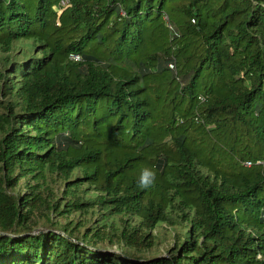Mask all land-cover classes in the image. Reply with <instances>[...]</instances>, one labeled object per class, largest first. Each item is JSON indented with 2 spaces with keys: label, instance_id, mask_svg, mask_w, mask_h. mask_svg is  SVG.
I'll return each mask as SVG.
<instances>
[{
  "label": "trees",
  "instance_id": "1",
  "mask_svg": "<svg viewBox=\"0 0 264 264\" xmlns=\"http://www.w3.org/2000/svg\"><path fill=\"white\" fill-rule=\"evenodd\" d=\"M69 1L0 0V264H264V0Z\"/></svg>",
  "mask_w": 264,
  "mask_h": 264
},
{
  "label": "rangeland",
  "instance_id": "2",
  "mask_svg": "<svg viewBox=\"0 0 264 264\" xmlns=\"http://www.w3.org/2000/svg\"><path fill=\"white\" fill-rule=\"evenodd\" d=\"M246 168H250L251 164L248 162L244 163ZM23 187V181H20V188ZM152 235L157 236V247L155 248L154 252L148 254L150 256L153 255H166L167 250L170 247H173V242L176 239L177 233L175 230H168L164 227L158 228L153 230Z\"/></svg>",
  "mask_w": 264,
  "mask_h": 264
},
{
  "label": "clouds",
  "instance_id": "3",
  "mask_svg": "<svg viewBox=\"0 0 264 264\" xmlns=\"http://www.w3.org/2000/svg\"><path fill=\"white\" fill-rule=\"evenodd\" d=\"M60 5H61V0H60ZM70 5V1H69V4L67 6H62L61 5V8H66ZM71 55H74V54H71ZM70 55V57H71ZM79 57V56H78ZM72 59V58H71ZM74 60V59H73ZM75 61V60H74ZM78 61V60H76ZM155 171L152 170V169H143L141 171V175H140V178H139V181H138V184L141 188H147V187H150L151 186V183L154 182V179H155Z\"/></svg>",
  "mask_w": 264,
  "mask_h": 264
},
{
  "label": "built area",
  "instance_id": "4",
  "mask_svg": "<svg viewBox=\"0 0 264 264\" xmlns=\"http://www.w3.org/2000/svg\"><path fill=\"white\" fill-rule=\"evenodd\" d=\"M69 4V0H61V5L62 6H67ZM71 58L76 60H79V57L77 55H71Z\"/></svg>",
  "mask_w": 264,
  "mask_h": 264
}]
</instances>
